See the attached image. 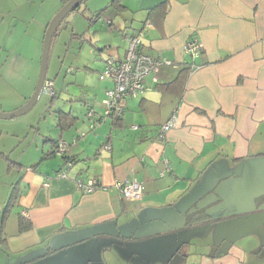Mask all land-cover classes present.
<instances>
[{"label":"crops","instance_id":"1","mask_svg":"<svg viewBox=\"0 0 264 264\" xmlns=\"http://www.w3.org/2000/svg\"><path fill=\"white\" fill-rule=\"evenodd\" d=\"M119 3L98 10L123 44L96 39L98 74L109 54L122 56L125 35L138 32L142 52L172 63L122 99L119 120L91 129L84 116L88 107L101 112L111 85L102 79L98 99L67 110L68 125L56 113L54 131L42 144L35 139L33 159L0 145V174L8 175L0 264H264V0ZM192 38L202 44L195 56L183 49ZM172 114L175 124L157 138ZM58 139L67 144L63 153L54 151ZM62 168L66 175L58 176ZM91 177L98 187L85 193L78 179ZM126 178L141 183L139 198L119 192L115 182ZM224 180L212 202L192 210Z\"/></svg>","mask_w":264,"mask_h":264},{"label":"rangeland","instance_id":"2","mask_svg":"<svg viewBox=\"0 0 264 264\" xmlns=\"http://www.w3.org/2000/svg\"><path fill=\"white\" fill-rule=\"evenodd\" d=\"M4 1L5 21L0 25V110L7 111L12 103H19L21 93L34 88L45 27L62 4L61 0H14L15 4ZM84 1V9L75 11L70 21L63 19L51 38L45 79L51 81L57 95L52 97V91L43 90L25 113L0 118V145H5L3 149L10 151L11 156L21 155L24 161L33 159L35 139L42 144L43 136L54 131L57 109H84V102L100 96L99 86L105 81L98 78L102 49L96 48L95 44L101 41L96 39L123 44L106 19L97 18L99 8L106 9L110 0ZM34 132H38L36 136ZM6 171L0 174V195L8 178Z\"/></svg>","mask_w":264,"mask_h":264},{"label":"built area","instance_id":"3","mask_svg":"<svg viewBox=\"0 0 264 264\" xmlns=\"http://www.w3.org/2000/svg\"><path fill=\"white\" fill-rule=\"evenodd\" d=\"M126 48L120 59H115L112 55L105 58L104 66L99 73L100 79H108L111 85L104 91V97L101 100V112H95L93 108L86 110L85 118L88 120V125L92 129L103 120L111 117H116L122 113L123 107L121 100L127 96L135 95L144 88V78L147 74L157 71L159 66L172 63L171 60L163 57H153L142 52L139 47L141 43V32L136 34H126ZM183 49L188 54L198 55L202 49V44L196 39L187 40ZM156 78L154 77V80ZM51 81L45 79L43 90L53 93ZM176 122V115L172 114L168 120L160 125L157 138L163 139L165 132L172 127ZM136 128L137 125H132ZM67 148L64 140L58 139L55 151L63 153ZM164 166L167 169V160L164 159ZM66 167L71 165V161L65 162ZM66 168H62L56 172L58 176L66 175ZM78 185L83 192H91L98 187L96 177H91L86 180L78 179ZM119 192L126 198H139L142 194V185L135 178L118 179L115 182Z\"/></svg>","mask_w":264,"mask_h":264},{"label":"water","instance_id":"4","mask_svg":"<svg viewBox=\"0 0 264 264\" xmlns=\"http://www.w3.org/2000/svg\"><path fill=\"white\" fill-rule=\"evenodd\" d=\"M84 0H66L61 7L56 11V13L52 16V18L48 21L46 28L44 30L42 47H41V55H40V65L38 76L36 80V84L34 86V90L29 98L20 106L9 110L2 111L0 110V118H11L22 113H25L29 110L37 101L40 93L43 91V83L45 80L46 66H47V57H48V49L50 46L51 38L57 29L60 22L64 19L66 22L70 21L73 17L75 11H82L85 7L83 2ZM227 180L221 181L212 192L204 196L201 200H199L192 210L197 208H202L212 202L216 193L222 190V187L226 184Z\"/></svg>","mask_w":264,"mask_h":264},{"label":"trees","instance_id":"5","mask_svg":"<svg viewBox=\"0 0 264 264\" xmlns=\"http://www.w3.org/2000/svg\"><path fill=\"white\" fill-rule=\"evenodd\" d=\"M66 0H64V2H65ZM119 1L120 0H110V2L111 3H114L115 5H116V7L119 9L121 6H120V3H119ZM100 13L98 12V14H97V16L99 15ZM57 30V29H56ZM55 30V31H56ZM55 33V32H54ZM54 35V34H53ZM110 55V54H109ZM122 57V56H121ZM120 57V58H121ZM120 58H118V59H120ZM116 59V58H115ZM105 61V60H104ZM102 70V69H101ZM100 70V71H101ZM100 71H99V73H100ZM98 76H99V74H98ZM181 77H182V75H179L178 76V78L179 79H174L171 83H166V84H163L164 86V88H167V87H171L172 85V83H176V81L177 80H180L181 79ZM56 95H55V92L53 91V93H52V97H55ZM122 105V104H121ZM89 108H92V107H88L87 109H89ZM123 111V110H122ZM96 112V111H95ZM85 113H86V111H85ZM122 114V113H121ZM121 114L120 115H118V116H116V117H111V119H112V121H115V120H119V119H121ZM57 115H58V117L60 118V120L62 121V120H64L65 121V123H66V125H68V121H69V117H71V112L70 111H62V110H57ZM84 116H85V114H84ZM79 136V134L78 135H76L75 136V138H77ZM57 143V142H56ZM56 143H55V146H56ZM55 151V150H54ZM67 161H72L71 160V158H67L66 159ZM26 223L23 221V218H21L20 219V226L23 228L24 227V225H25Z\"/></svg>","mask_w":264,"mask_h":264},{"label":"flooded vegetation","instance_id":"6","mask_svg":"<svg viewBox=\"0 0 264 264\" xmlns=\"http://www.w3.org/2000/svg\"><path fill=\"white\" fill-rule=\"evenodd\" d=\"M106 21L107 22H110V19L108 17H105ZM52 95V94H51Z\"/></svg>","mask_w":264,"mask_h":264}]
</instances>
